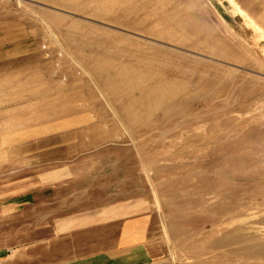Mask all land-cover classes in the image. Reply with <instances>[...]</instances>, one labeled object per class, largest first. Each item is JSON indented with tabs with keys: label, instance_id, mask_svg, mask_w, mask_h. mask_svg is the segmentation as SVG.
Instances as JSON below:
<instances>
[{
	"label": "rangeland",
	"instance_id": "1",
	"mask_svg": "<svg viewBox=\"0 0 264 264\" xmlns=\"http://www.w3.org/2000/svg\"><path fill=\"white\" fill-rule=\"evenodd\" d=\"M103 253L264 264V0H0V264Z\"/></svg>",
	"mask_w": 264,
	"mask_h": 264
},
{
	"label": "crops",
	"instance_id": "2",
	"mask_svg": "<svg viewBox=\"0 0 264 264\" xmlns=\"http://www.w3.org/2000/svg\"><path fill=\"white\" fill-rule=\"evenodd\" d=\"M107 221H111V219L107 220ZM103 224H106V222L104 220L102 222L100 221L96 224L92 223V224L88 225V223H86L85 225H81L80 229H88L90 227L100 226ZM126 226H128V225H125V230H126ZM125 235H126L125 237H123L119 240L120 243L127 242L130 240L133 241V239H129L127 237V234H125ZM123 247L124 246L121 245V248H123ZM128 255L127 254H125V255H114L111 253H103V254H98V255H93V256L82 258V259H78V260H75L73 262H69L66 264H136V263H134V261H130V262L128 261V259H127Z\"/></svg>",
	"mask_w": 264,
	"mask_h": 264
},
{
	"label": "bare ground",
	"instance_id": "3",
	"mask_svg": "<svg viewBox=\"0 0 264 264\" xmlns=\"http://www.w3.org/2000/svg\"><path fill=\"white\" fill-rule=\"evenodd\" d=\"M184 90H185V87H178V85L174 84V82H171V83L169 82V83H165V84L156 86L154 89H152L151 91L148 92V94L145 98L146 101H148L149 98H152V97L155 98V101L152 104L148 103L147 110L151 111L153 108L160 107L162 105L161 99L163 97L168 95V96L174 98V97L178 96L180 93H182Z\"/></svg>",
	"mask_w": 264,
	"mask_h": 264
}]
</instances>
